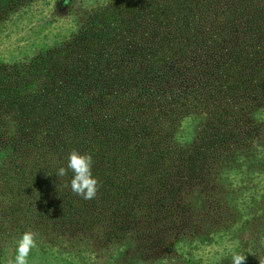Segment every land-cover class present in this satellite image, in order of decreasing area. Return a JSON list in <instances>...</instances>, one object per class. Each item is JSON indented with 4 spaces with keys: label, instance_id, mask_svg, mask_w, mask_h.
<instances>
[{
    "label": "trees",
    "instance_id": "trees-1",
    "mask_svg": "<svg viewBox=\"0 0 264 264\" xmlns=\"http://www.w3.org/2000/svg\"><path fill=\"white\" fill-rule=\"evenodd\" d=\"M21 1L0 0V13L8 14ZM112 1L111 8L94 14L85 27L71 35L70 40L61 42L53 50L55 54L50 60L44 58L34 62L35 66L49 65L52 60L54 67L48 72L60 83L52 84L49 90L35 92L20 103L9 99V93L0 85V99H7L3 107L11 102L2 110L14 111L16 103L19 110L15 117L18 119V141L14 143L8 133L0 134V176L18 178V170L21 172L24 168V173L31 169L27 176L32 182L27 185L26 192L12 189L10 191L16 192L13 197L25 193L32 196L35 192L49 194L53 183L63 182V177L56 176V172L58 168L66 167L73 149L92 155V173L96 178L99 166L102 171H111L117 165L118 169L129 173V167L141 159L139 154H146L152 161L164 159L170 151L183 147L184 142L187 146L193 143L196 149L189 156H182V152L177 154L180 152L177 150L173 159L182 157L184 163L195 161L199 165L186 162L180 169L182 172L178 169L176 174L169 170L160 171L156 178H160L163 188L168 184V189L175 183L185 186L187 193L192 187L187 181H194L192 175L197 172L196 167L208 165V160L210 164L215 161L218 153L215 148L221 145L223 135L217 132L221 120L213 110L215 117L211 118L210 124L199 128H196L192 113L186 116L184 113L186 109L194 114L201 113V109L206 112L209 109L207 102H214V107L224 104L218 93L223 94L232 84V74L224 73L223 82L217 80L219 75L217 77L218 70L215 69L223 71L229 65L239 63L240 54L234 45L227 44V36L232 33L231 28L244 20L248 24L242 31L246 34L242 50L260 51L257 62L239 64V68L248 66L246 70L250 71L240 73L246 75L252 84L256 81L252 65L256 63L261 64L257 67V74L264 76V0H129V5ZM190 19L192 23L188 28ZM213 34L221 35L219 41ZM73 54L78 58H72L70 64L64 66L65 60L69 61ZM62 67L69 71L64 70L62 74ZM261 89L264 95V83ZM35 104L40 106L32 107L36 114L30 116L28 105ZM70 105L80 109V117H62ZM46 109L47 114L38 115L39 111ZM212 146L210 152L208 149ZM202 151L207 155L201 160ZM3 167L6 170L1 175ZM44 172L43 178L48 175L53 182L47 177L44 184L36 185L34 178ZM72 177L69 170L64 179L68 187L63 185L59 190L65 189L71 198L76 197L78 210L67 211V214L60 211L59 215H78L72 223L80 228L88 227L89 223H101L102 226L103 222L107 227L115 223L125 226L122 215L106 211L112 202L96 204V198L84 200L75 195L70 189ZM115 178L122 181L124 176L119 173ZM110 187L113 188L108 182L105 189L108 195L103 202L110 201ZM11 212L10 224L18 227L16 234L24 233L22 224L28 217L21 219L18 212ZM175 213L165 207L163 218ZM182 215L181 212L178 216L181 225L178 223L169 237L176 243L181 242L184 229L190 226ZM45 218L39 214L27 231L49 240L54 233L37 225L43 224ZM151 220L154 219L143 218L142 222ZM165 227L171 229L168 224ZM188 229L190 232L191 226ZM78 250L77 247L76 252ZM181 264H191V261L185 258Z\"/></svg>",
    "mask_w": 264,
    "mask_h": 264
},
{
    "label": "rangeland",
    "instance_id": "rangeland-1",
    "mask_svg": "<svg viewBox=\"0 0 264 264\" xmlns=\"http://www.w3.org/2000/svg\"><path fill=\"white\" fill-rule=\"evenodd\" d=\"M115 2L129 5V0ZM111 3L112 0H23L8 14L1 12L0 85L9 93L8 98L20 103L35 92L49 90L52 84L60 83L48 72L50 67H54L52 60L49 65L35 66L34 62L44 58L50 60L55 54L53 50L61 42L70 40L71 35L85 27L94 14L111 8ZM187 22L189 28L192 21ZM247 24L244 20L231 28L232 33L227 36V44L234 45L240 54L239 63L231 64L223 71L215 69L220 81H223L224 73L232 74V84L223 94L218 93L224 104L214 107V102H207L209 109L206 112L201 109V113L194 114L186 109L184 113L185 116L192 113L196 118V128L210 124L211 118L219 115L221 125L217 132L223 135L221 145L215 148L218 152L215 161L210 164L208 160V165L194 166L197 172L192 175L194 181H187L192 186L187 193L185 186L175 183L168 189V184L163 188L160 178H156L157 174L167 170L182 172V157L173 159L174 154L180 150L177 154L182 152V156H189L196 149L193 143L187 146L185 142L183 147L170 151L164 159L152 161L146 154H139L141 159L129 167V173L118 169L117 165L111 171H102L99 166L96 178L100 187L96 204L112 202L106 211L122 215L125 226L115 223L107 227L103 222L102 226L101 223H89L88 227L80 228L72 223L78 215H59L60 211L65 214L77 211L79 204L76 197L71 198L70 192L59 190L67 185L65 177L62 183H53L47 195L35 192L32 196L25 193L13 197L16 192L10 190L19 189V193H23L20 189L25 191L32 182L27 176L31 169L24 173V168L21 172L18 170V178L0 176V264L14 261L17 242L23 235V232L16 234V224H10L9 215L13 210L21 219L28 217L23 218V231L34 225L42 214L46 218L43 224H37L38 227L54 233L51 239L47 236L49 240H44L39 234L36 236L37 247L31 251L28 264H181L185 258H189L191 264H232L233 253L245 254V264H264V95L261 89L264 76L257 74V67L261 64L256 63L252 65L256 74V81L252 84L246 75L244 77L240 73L250 71L246 70L248 66L239 68V64L259 59L260 49L242 50L245 44L243 36L246 35L242 31ZM220 36L213 34L218 41ZM72 58L78 56L73 54L69 61L65 60L64 66L70 64ZM64 70L69 71L62 67V74ZM0 101V134L8 133L16 143L18 105L16 103L14 111L8 112L2 109L11 102L3 107L7 99L1 98ZM28 106V113L34 116L36 111L32 107L39 108L40 105ZM39 114H47V109L39 111ZM81 114L80 109L70 105L62 117L76 118ZM213 147L208 150L212 152ZM201 153L202 160L207 153ZM186 162L199 165L195 161ZM1 170L3 175L6 169L3 167ZM45 173L34 178L36 185L44 184L47 177L50 180L48 175L43 178ZM119 173L124 176L122 181L115 178ZM108 182L113 186L109 190L110 201L103 202L108 195L105 193ZM165 207L176 212L175 215L164 219ZM181 212L191 229L189 232L190 226H187L183 236L178 230L181 242L176 243L169 237L175 226L182 223L178 217ZM148 217L154 220L142 222ZM166 224L171 229L165 227Z\"/></svg>",
    "mask_w": 264,
    "mask_h": 264
},
{
    "label": "clouds",
    "instance_id": "clouds-1",
    "mask_svg": "<svg viewBox=\"0 0 264 264\" xmlns=\"http://www.w3.org/2000/svg\"><path fill=\"white\" fill-rule=\"evenodd\" d=\"M93 158L91 154H81L73 149L68 156L66 167L58 168L56 176L65 177L71 170L73 177L70 181L71 191L83 198L84 200H93L99 191L100 183L93 176L92 166ZM68 187V185H65ZM37 233L28 230L22 235L17 242L16 255L13 260H9L8 264H28V257L31 251L37 247ZM246 255L233 253L232 264H245Z\"/></svg>",
    "mask_w": 264,
    "mask_h": 264
}]
</instances>
